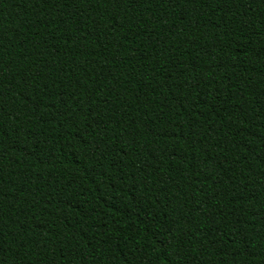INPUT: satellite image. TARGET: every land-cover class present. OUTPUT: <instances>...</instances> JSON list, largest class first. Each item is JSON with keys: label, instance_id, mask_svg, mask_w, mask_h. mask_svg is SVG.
Returning <instances> with one entry per match:
<instances>
[{"label": "trees", "instance_id": "trees-1", "mask_svg": "<svg viewBox=\"0 0 264 264\" xmlns=\"http://www.w3.org/2000/svg\"><path fill=\"white\" fill-rule=\"evenodd\" d=\"M0 264H264V0H0Z\"/></svg>", "mask_w": 264, "mask_h": 264}]
</instances>
